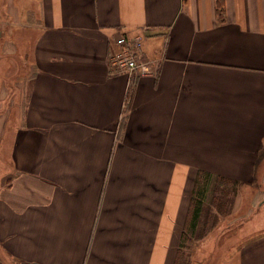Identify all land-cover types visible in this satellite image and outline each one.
Wrapping results in <instances>:
<instances>
[{
    "label": "crops",
    "instance_id": "crops-1",
    "mask_svg": "<svg viewBox=\"0 0 264 264\" xmlns=\"http://www.w3.org/2000/svg\"><path fill=\"white\" fill-rule=\"evenodd\" d=\"M121 34L154 74L111 73ZM7 78L0 258L174 264L198 172L257 178L264 0H0ZM262 205L222 264H264Z\"/></svg>",
    "mask_w": 264,
    "mask_h": 264
},
{
    "label": "rangeland",
    "instance_id": "rangeland-1",
    "mask_svg": "<svg viewBox=\"0 0 264 264\" xmlns=\"http://www.w3.org/2000/svg\"><path fill=\"white\" fill-rule=\"evenodd\" d=\"M12 30L13 28L10 29L7 26L6 31H8V34ZM140 37L143 40V36L140 35ZM116 48L115 43H113L108 55V61L111 52ZM149 59L154 64L157 58L149 57ZM14 69L12 67L11 71L13 72ZM12 82L13 79L7 78V82L4 85L6 92L4 90L0 91V95L6 97L8 101L10 100L11 91H13L10 88L13 84ZM262 150L259 158L261 161L258 163L257 178L249 182L252 186L247 184L245 180L234 178L232 179L235 182L230 180L220 183L217 181L216 175L211 174L209 176L210 190L203 201V211L199 226L197 231L191 236V241L187 242V247L182 249L183 254L179 257V264L181 261L183 264H222L232 246L239 240L241 235L239 230L244 232L246 229L254 227L256 220L262 217L263 212L257 213L256 211L257 214H255V211L248 206V203L253 198L254 208L259 209L258 206L262 205V200L264 199V147ZM238 192L242 194L238 196ZM236 208H238L237 211L235 210ZM262 210H264V204L262 205ZM249 219L251 220L248 221ZM245 220L248 222L244 224ZM240 225L242 226L239 229ZM0 260L2 264H17L4 257L0 258Z\"/></svg>",
    "mask_w": 264,
    "mask_h": 264
},
{
    "label": "built area",
    "instance_id": "built-area-1",
    "mask_svg": "<svg viewBox=\"0 0 264 264\" xmlns=\"http://www.w3.org/2000/svg\"><path fill=\"white\" fill-rule=\"evenodd\" d=\"M115 45L117 48L111 52L108 61L111 73L146 75L155 72V63H151L149 57L143 54L140 35L121 34L116 37Z\"/></svg>",
    "mask_w": 264,
    "mask_h": 264
},
{
    "label": "trees",
    "instance_id": "trees-1",
    "mask_svg": "<svg viewBox=\"0 0 264 264\" xmlns=\"http://www.w3.org/2000/svg\"><path fill=\"white\" fill-rule=\"evenodd\" d=\"M210 175L211 174H208L205 171L198 172V175L196 177L195 193L190 203L187 221L185 222L183 227L180 248L178 250V254L174 264H179V257L181 256V254H183L182 249H185L187 247V242L191 241V236L197 231L199 220L203 211V201L205 196H207L208 191L210 190ZM230 180L233 181L232 178L217 176V181H219L220 183H225ZM233 182H235V180ZM0 264H2L1 260ZM180 264H183L182 261Z\"/></svg>",
    "mask_w": 264,
    "mask_h": 264
}]
</instances>
